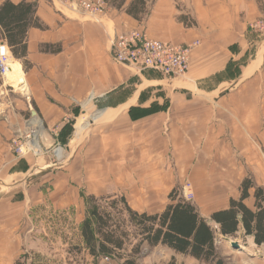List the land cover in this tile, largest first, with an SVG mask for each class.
Wrapping results in <instances>:
<instances>
[{"label":"crops","instance_id":"obj_1","mask_svg":"<svg viewBox=\"0 0 264 264\" xmlns=\"http://www.w3.org/2000/svg\"><path fill=\"white\" fill-rule=\"evenodd\" d=\"M4 1L0 0V5ZM25 1L36 3V16L44 27L30 28L27 36L31 67L24 72L30 105L25 98L23 105L17 102V114L8 109L0 117V181L24 174L31 167L28 157L23 156L24 159L12 152L11 140L23 128L25 117L34 113L33 109L44 123L42 149L60 145L69 150L63 170L58 172V177H72L74 184L68 189L72 196L68 193V199L80 197L84 182L96 195L109 186L122 188L132 184L139 189L148 182L149 187L155 188L160 177L172 180L168 195L176 177L180 181L182 177H198L204 170L194 163L195 150L202 143L194 142L190 135L194 132L192 124L198 123L191 120L198 118L199 112L190 113L188 103L197 98L180 91L168 92L169 109L151 110L156 102H161L156 93L160 89L151 91V87L175 90L177 87L170 83L180 79L181 83L202 86L208 93L218 92L219 101H223L236 95L234 91L242 83H264V30L253 27L264 15V0H151L142 20L125 11L129 0L121 9L106 3V9L97 17L55 0ZM136 28H144L150 36L175 44L200 40L192 52L186 76L172 79L153 70L139 72L117 63L111 40L115 34ZM2 41L7 43L0 28ZM47 45L60 46L61 50L45 52L42 47ZM240 91L237 89L239 94ZM101 113L105 116L101 117ZM87 116L92 118L90 123ZM207 177H213V173ZM224 182L225 179L220 187L223 191ZM209 190L211 197H219L212 187ZM239 196L240 192L227 199L221 195L225 201L218 205V201L211 200L204 212L196 205L202 216L210 219L211 213L228 208L230 199ZM164 208L137 210L156 213ZM240 237L256 247H264L257 245L253 236H246L241 225L236 237L220 238L217 244ZM223 255L229 257L231 264H264V258L249 262L232 251ZM188 261L198 263L191 257Z\"/></svg>","mask_w":264,"mask_h":264},{"label":"rangeland","instance_id":"obj_2","mask_svg":"<svg viewBox=\"0 0 264 264\" xmlns=\"http://www.w3.org/2000/svg\"><path fill=\"white\" fill-rule=\"evenodd\" d=\"M179 81L170 83L177 87L175 90H166L164 86L158 85L151 87V91L160 89L156 93L160 94L161 102H156L150 109L167 111L171 104L167 93L172 91L184 92L197 98V101L188 103L190 113L199 112V117L191 120L192 123H198L192 124L194 132L190 135L194 142L202 143L195 150L197 157L194 163L195 167L200 165L204 170L198 177H182L181 181L180 177H176L175 186L179 188L180 195L186 197L185 187L191 186L193 195L188 196L204 212L206 204L211 200L218 201L219 205L225 201L224 198L239 193L240 180L244 177H251L255 183L264 187V83L258 81L257 86H250L249 82L242 83L236 87V95L219 101L218 92L208 93L209 90L202 86H191ZM11 84L9 78L3 80L0 77V89L3 86L6 92L0 95V109L8 113L7 106L12 102L17 114V102L23 105L25 97ZM237 89L241 90L240 94ZM3 116L0 114V117ZM91 119L87 116V123ZM43 133L44 128L37 135L41 148L36 153L17 150L14 140L21 139L17 132L13 142L11 140L12 152L18 157H28L31 167L24 174H18L5 182L0 181V252H5L0 254V264H12L21 255L28 257V264H114L111 259H94L85 249L79 252L74 248L79 243L82 246L79 228L87 214V198L94 194L86 187L89 183L84 182L80 197L68 199V189H72L74 184L72 177H58V172L63 170L62 163L68 158L69 150L64 146L59 149L56 146L42 149ZM22 137L24 142L25 135ZM47 164L51 167L42 168ZM212 173L213 177H207L212 176ZM216 173L224 174V177ZM224 179L223 191L220 187ZM170 181L169 177H160L155 188L149 187L146 182L144 189H138L132 184L122 188L109 186L108 190L98 191L95 196L123 195L135 210L142 207L160 209L169 202L167 191ZM210 187L218 192V198L210 196ZM221 195L224 198H220ZM246 203L253 206V199ZM233 241L237 245L229 239L218 245L221 254L232 251L234 255H240L249 262L255 258H264V247H256L250 240L241 237ZM171 256L172 253L162 247L148 249L139 264H166ZM177 259L190 264L188 258L177 256Z\"/></svg>","mask_w":264,"mask_h":264},{"label":"trees","instance_id":"obj_3","mask_svg":"<svg viewBox=\"0 0 264 264\" xmlns=\"http://www.w3.org/2000/svg\"><path fill=\"white\" fill-rule=\"evenodd\" d=\"M128 0H105L108 6L121 9ZM151 0H129L125 11L137 20L148 13ZM34 2L14 3L5 0L0 5V28L24 71L31 67L27 59V36L32 27L43 28L36 16ZM45 52H59L61 47L47 45ZM30 115V114H29ZM28 115V116H29ZM175 186L168 194L169 202L161 212L135 210L125 196H95L87 198V214L80 224L82 248L94 259L108 258L114 264H139L148 249L164 247L174 254L166 264H186L177 256L194 258L197 264H231L221 254L220 238L236 237L240 225L246 236H253L257 245L264 244V187L251 177L240 185L238 199L231 198L229 207L214 211L210 219L202 216L199 207L181 196ZM253 198V206L245 202ZM213 222V223H211ZM21 255L13 264H28Z\"/></svg>","mask_w":264,"mask_h":264},{"label":"built area","instance_id":"obj_4","mask_svg":"<svg viewBox=\"0 0 264 264\" xmlns=\"http://www.w3.org/2000/svg\"><path fill=\"white\" fill-rule=\"evenodd\" d=\"M65 5H70L74 10L88 14L92 17H97L103 13L106 9L105 0H55ZM253 27L264 30V15L253 24ZM112 41V53L115 61L130 70H136L143 72L146 70H153L163 75L164 77L177 79L183 78L188 73L190 68V61L193 50L200 45V40H195L186 44H175L166 40L152 37L144 28H136L128 32L115 34ZM11 52L5 41L0 42V77L5 80L7 78V72L10 68ZM5 86V84L3 85ZM3 86L0 89V95H4L6 92L3 90ZM11 87L14 86L11 84ZM30 103V93L24 94L20 91ZM30 105V104H29ZM14 106L11 103L8 104L7 109ZM31 111H34L33 109ZM0 114L4 113V110L0 109ZM38 114L30 113L25 117L24 126L18 129L16 132L20 136V140H14L17 145L18 151H38L33 141L44 128L42 119L38 116L41 125L34 122V117ZM38 130V131H37ZM37 133V134H36ZM25 135L26 140L22 142V136ZM32 137V138H31ZM38 141V140H37ZM39 148L41 145L39 144ZM57 149L60 148L56 146ZM186 199L190 200L188 195H193L191 186L185 187Z\"/></svg>","mask_w":264,"mask_h":264},{"label":"bare ground","instance_id":"obj_5","mask_svg":"<svg viewBox=\"0 0 264 264\" xmlns=\"http://www.w3.org/2000/svg\"><path fill=\"white\" fill-rule=\"evenodd\" d=\"M9 65H10V68H9V70L7 72V79L9 78L11 80L12 85L15 88L19 89L24 94H28L29 93L28 92L29 91L28 90V85H27L26 78H25V72H24V70L22 68L21 63L18 62L17 60H15L13 57H11V60H10V64ZM35 112L36 111H34V114H37V112L36 113ZM100 115H101V117H104L105 116L102 113ZM100 115L98 117H100ZM39 120L40 119H38V116L37 117L36 116L34 117V122L36 121L38 123V126L41 125V122ZM37 138L38 137L36 135L33 143H34L35 147L38 149L39 148V145H38V141H37L38 139ZM58 155H60V157H61V153L60 152H58Z\"/></svg>","mask_w":264,"mask_h":264},{"label":"water","instance_id":"obj_6","mask_svg":"<svg viewBox=\"0 0 264 264\" xmlns=\"http://www.w3.org/2000/svg\"><path fill=\"white\" fill-rule=\"evenodd\" d=\"M35 111V110H34ZM36 113V112H35ZM232 244H236L237 245V242L233 241Z\"/></svg>","mask_w":264,"mask_h":264}]
</instances>
